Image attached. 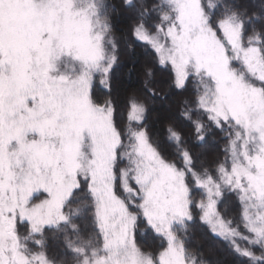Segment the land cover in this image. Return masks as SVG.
Masks as SVG:
<instances>
[{"label":"snow or ice","instance_id":"obj_1","mask_svg":"<svg viewBox=\"0 0 264 264\" xmlns=\"http://www.w3.org/2000/svg\"><path fill=\"white\" fill-rule=\"evenodd\" d=\"M122 43L185 97L171 151L149 132L151 67L145 99H114ZM216 135L209 164L192 145ZM198 223L264 264V0H0V264H205Z\"/></svg>","mask_w":264,"mask_h":264},{"label":"trees","instance_id":"obj_2","mask_svg":"<svg viewBox=\"0 0 264 264\" xmlns=\"http://www.w3.org/2000/svg\"><path fill=\"white\" fill-rule=\"evenodd\" d=\"M118 4L119 0H113ZM113 25L117 37L126 39L131 26V21L126 15L117 13L113 19ZM146 48L140 44H134L133 50L128 51L123 48L120 67L116 70V77L113 82V96L123 111L124 102L130 95L136 94L142 99L144 97V86L147 79L145 75L146 68L151 67L153 76L149 81V86L154 88L158 96L166 98L165 103L159 101L153 103L151 98H146L149 106L148 127L150 135L154 142L166 145V129L168 127L170 116L174 115L181 106L184 96L180 95L170 86V75L152 62L151 57L145 55ZM186 138L191 137V130L183 128ZM225 147L223 138L216 135L208 141L206 147L201 148L198 145H192V150L198 153L202 159L209 164H214L217 159L223 160V149ZM142 247L150 251L158 248V241L151 236L140 238ZM190 247L197 253L198 259L203 260L205 264H242L241 257L234 254L226 243L213 235L208 227L197 224L190 232L188 237Z\"/></svg>","mask_w":264,"mask_h":264},{"label":"rangeland","instance_id":"obj_3","mask_svg":"<svg viewBox=\"0 0 264 264\" xmlns=\"http://www.w3.org/2000/svg\"><path fill=\"white\" fill-rule=\"evenodd\" d=\"M141 47H143V48H146V46H144V45H140Z\"/></svg>","mask_w":264,"mask_h":264}]
</instances>
